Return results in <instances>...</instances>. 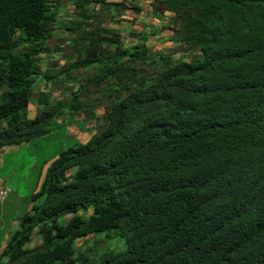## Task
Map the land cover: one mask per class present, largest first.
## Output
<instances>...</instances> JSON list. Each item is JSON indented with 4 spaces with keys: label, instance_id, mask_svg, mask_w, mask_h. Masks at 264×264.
<instances>
[{
    "label": "trees",
    "instance_id": "16d2710c",
    "mask_svg": "<svg viewBox=\"0 0 264 264\" xmlns=\"http://www.w3.org/2000/svg\"><path fill=\"white\" fill-rule=\"evenodd\" d=\"M61 1L0 0V149L47 136L63 115L100 123L49 162L0 264H264V0H146L196 53L161 57L150 77L141 66L157 55L111 30L64 69H42ZM70 2L84 19L89 3L145 12L135 0ZM72 70L93 79L67 98L40 92L27 119L35 80L58 85ZM88 86L104 99L100 116ZM109 232L122 251L81 253L87 237Z\"/></svg>",
    "mask_w": 264,
    "mask_h": 264
},
{
    "label": "rangeland",
    "instance_id": "374dc122",
    "mask_svg": "<svg viewBox=\"0 0 264 264\" xmlns=\"http://www.w3.org/2000/svg\"><path fill=\"white\" fill-rule=\"evenodd\" d=\"M105 1L111 2L112 0ZM135 4L140 6L142 10L144 9L145 12L148 10L146 0H135ZM84 8L91 15L90 19L81 18L78 15L79 11L77 9L73 10L70 0H62L60 2L57 20L53 26V37L46 43L51 52L48 55L39 57L42 69H53V72H50L51 74L64 69L68 63L75 60L78 49H80L81 45L89 42L90 36L95 34L102 38L109 37V35L104 33L106 30L119 34L125 46L132 44L134 40L143 41L149 47L150 52L157 55V57L153 58L154 63L141 66V76H154L160 69L161 57L188 60L196 56L193 49L186 50L181 43L173 41L177 40V29V31L171 32L170 25L168 28L163 27L160 29L157 23L147 18L146 14L148 12H144L142 16H138L133 11L127 9L119 13L112 6H105L101 3H89ZM162 14V10L157 8L156 15L160 17ZM70 24L75 29L74 35L69 34L66 28ZM139 34H144L146 38L143 39V36ZM82 37L87 40H82ZM72 38H76L79 44L72 47L69 44ZM103 43L106 42L103 41ZM104 45L105 47H109L108 44ZM61 76L63 77V75ZM90 79H93L91 70H72L67 74L66 80L58 85H54L51 81L44 82L42 77H39L33 84L28 106H36L40 92H44L48 98L51 97L52 99L62 96L67 98L70 89L85 84ZM72 80H76L77 82L72 83ZM82 94L84 98L86 97L93 102L91 103V108L95 112H98L99 116L103 114L105 108L104 99L100 97L95 88L88 86L87 92L85 91ZM96 100H99V103H95ZM100 100L103 102L100 103ZM34 116L35 114L32 116L29 109H26L27 119H32ZM90 123L96 125L100 121L94 120ZM94 125L91 128L93 131H95ZM63 126L62 124L55 125L47 136L32 142L28 149L21 148L3 157L4 166L2 173L7 175L12 168L16 172L9 176L8 184L11 187V193L0 202V253L3 243L7 240L6 229L11 228L14 222L19 220L25 213L27 205L31 203L30 196L33 193L32 191L38 178V168L41 161L51 159L56 155L57 151L62 149L63 131L61 130H63ZM86 214L82 213L83 216ZM61 222L62 219L59 223ZM79 243L80 241L77 242V244ZM35 244H37V240L35 237H32L29 246ZM123 249L124 244L122 240L113 232H109L87 237L82 246L81 253L89 260H93L101 252H118Z\"/></svg>",
    "mask_w": 264,
    "mask_h": 264
},
{
    "label": "crops",
    "instance_id": "0c3cea01",
    "mask_svg": "<svg viewBox=\"0 0 264 264\" xmlns=\"http://www.w3.org/2000/svg\"><path fill=\"white\" fill-rule=\"evenodd\" d=\"M117 0H112L111 2H115ZM146 16H148L147 18L149 20H152L153 22L157 23V25H159L160 29L161 28H165L166 27V23H167V18L169 17V14L164 12L160 17H158L156 14L151 15L150 11H148V13L146 14ZM38 108V105L36 104V106H27V109H29L30 114L33 116L34 114H36V109ZM95 115L98 116V112H95ZM65 123V124H63ZM62 124L63 126V141H62V149H65L67 147H70L76 143H83L86 142V140L89 139V137L92 135V133H94V131L91 129L92 125L90 122H86L85 124V120L82 114H78L75 116H67V115H63L61 118L56 120V124ZM32 143H27V144H20L18 146H11V147H3L0 149V189L4 188V187H8L9 188V193H11V187L9 186L8 182L11 175H13L16 170L14 168H12L9 173L7 175L2 173V169L4 166V160L3 157L10 155L11 153L20 150L21 148H27L31 145ZM56 156V155H55ZM52 157L51 159L45 161H41L40 166L38 168V178L36 179L34 188H33V193H35L38 190V187L41 183V180L43 178L44 172L46 167L48 166L49 162L55 158ZM32 193V194H33ZM7 194V195H8ZM31 194V196H32ZM6 195V196H7ZM5 196V197H6ZM31 196H30V202H31ZM5 199V198H4ZM39 200H37L34 203H30L29 205H27V208L25 210V212H27L30 208V206L32 204H38ZM18 228V220L14 222L13 226L9 229H6V235L7 238L12 234V232ZM4 245V243H3Z\"/></svg>",
    "mask_w": 264,
    "mask_h": 264
},
{
    "label": "built area",
    "instance_id": "2783aa9c",
    "mask_svg": "<svg viewBox=\"0 0 264 264\" xmlns=\"http://www.w3.org/2000/svg\"><path fill=\"white\" fill-rule=\"evenodd\" d=\"M9 193V188L4 187L0 189V202L5 198V196Z\"/></svg>",
    "mask_w": 264,
    "mask_h": 264
}]
</instances>
